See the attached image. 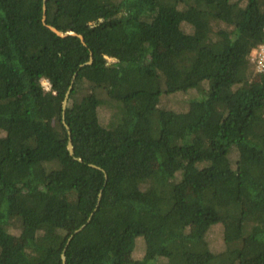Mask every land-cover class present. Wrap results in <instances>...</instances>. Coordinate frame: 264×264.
I'll list each match as a JSON object with an SVG mask.
<instances>
[{
	"label": "trees",
	"instance_id": "1",
	"mask_svg": "<svg viewBox=\"0 0 264 264\" xmlns=\"http://www.w3.org/2000/svg\"><path fill=\"white\" fill-rule=\"evenodd\" d=\"M44 5L84 44L0 0V264H264V0Z\"/></svg>",
	"mask_w": 264,
	"mask_h": 264
},
{
	"label": "water",
	"instance_id": "2",
	"mask_svg": "<svg viewBox=\"0 0 264 264\" xmlns=\"http://www.w3.org/2000/svg\"><path fill=\"white\" fill-rule=\"evenodd\" d=\"M45 1L46 0H43V6H42V9H43L42 23H43V25L46 26L51 32H53L55 35H57L59 37L76 36L84 44L83 37L81 35L75 34L73 32H62V31L57 30L55 27L46 24L45 5H44ZM91 61H92V57L90 55L89 61L86 64H90ZM70 88L71 87H69L68 90L66 91V93L64 95V98H63V101H62V125L65 128L66 133H67V146L66 147H67L68 154L70 156H73V145H72V141H71L70 129H69L68 125L64 122V112H63L65 107H66V105H67V100H68V97H69ZM92 167H95V166H92ZM84 227H85V225H81L79 228L74 230L73 233L69 236V238L67 240V244L71 240L73 235L78 233ZM61 260H62V264H65V256H64L63 253L61 254Z\"/></svg>",
	"mask_w": 264,
	"mask_h": 264
},
{
	"label": "rangeland",
	"instance_id": "3",
	"mask_svg": "<svg viewBox=\"0 0 264 264\" xmlns=\"http://www.w3.org/2000/svg\"><path fill=\"white\" fill-rule=\"evenodd\" d=\"M182 28L184 30H187V31L190 29V27L187 26V25H182ZM109 61H111V60H109ZM42 85H43L44 88H46L47 87V82L45 80H42ZM100 114H101V117H103L105 119L106 117H108L109 110L106 107H103L100 110ZM230 156H231V158L233 160L236 159L237 156H236L234 150H232V153L230 154ZM221 232H222L221 226L220 225H215L212 228V230H209V232H208V234L206 236L207 242L210 243L214 247V249L216 251H220V250L223 249L222 240H221V237H222V233ZM138 239H142V238H138ZM142 246H143V242L142 241H138L137 242V247H142ZM142 253H143L142 251L137 250V252H135V254H134V257H136V258L142 257Z\"/></svg>",
	"mask_w": 264,
	"mask_h": 264
},
{
	"label": "built area",
	"instance_id": "4",
	"mask_svg": "<svg viewBox=\"0 0 264 264\" xmlns=\"http://www.w3.org/2000/svg\"><path fill=\"white\" fill-rule=\"evenodd\" d=\"M250 58L254 62L255 69L259 72L264 68V43L258 45L250 52ZM48 88V83L47 87Z\"/></svg>",
	"mask_w": 264,
	"mask_h": 264
}]
</instances>
